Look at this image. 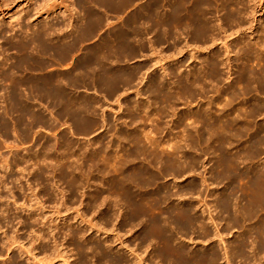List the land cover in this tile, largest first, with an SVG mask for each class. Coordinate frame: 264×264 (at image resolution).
Returning a JSON list of instances; mask_svg holds the SVG:
<instances>
[{
	"label": "rangeland",
	"instance_id": "374dc122",
	"mask_svg": "<svg viewBox=\"0 0 264 264\" xmlns=\"http://www.w3.org/2000/svg\"><path fill=\"white\" fill-rule=\"evenodd\" d=\"M174 1L0 0V264H120L124 256L158 264L139 244L142 233L129 226L132 191L151 201L161 187L172 195H163L167 199L205 202L199 213L218 218L222 247L242 232L217 206L223 199L253 214L247 225L257 222L255 188L264 171V0H241L244 16L236 15L243 24L220 10L227 1H215L223 6L214 3L212 15L226 13L202 27L213 37L206 34V42L187 9L197 0H185L183 20L178 11L184 0ZM40 231L41 246L50 252H41ZM190 236H177L174 246L203 243L198 234ZM102 244L110 247L109 256L101 254ZM51 252L65 254L61 259Z\"/></svg>",
	"mask_w": 264,
	"mask_h": 264
},
{
	"label": "bare ground",
	"instance_id": "6f19581e",
	"mask_svg": "<svg viewBox=\"0 0 264 264\" xmlns=\"http://www.w3.org/2000/svg\"><path fill=\"white\" fill-rule=\"evenodd\" d=\"M174 1V0H173ZM176 1V0H175ZM174 1V2H175ZM177 1H179V0H177ZM183 1V0H182ZM192 1H194V0H192ZM215 1H217V0H197V5H195V4H193V5H191V7L189 8H187V9H190L191 10V21H192V23H190V25L191 26H193V27H195L196 26V30H198V29H200L201 31H197L198 32V35H199V33H200V39H201V37H202V39H203V41H204V39H205V35L207 34V33H209V31H206L205 29L203 30V28L202 27H204V25H206L207 24V22H210L211 23V21L210 20H212V18H214V22L216 21L215 20V18L224 10V11H227V13L229 14V13H231L232 12V15L231 16H233L234 15V18H233V20L234 21H236V22H238V23H240V24H243L242 23V21H241V19H243L244 17H242V18H240L239 16H237L238 14H239V12H240V14L241 15H243L244 16V14H242L241 12V10L244 8V7H246V6H240V5H242V2H241V0H225V2H226V4H229V7H225L224 6V8H222V9H220V10H222L221 12H219L220 10L218 9V11L217 12H219V14H217V16H216V14H214L215 15V17H214V15H212V13H214V9H215V7H214V3H216ZM222 1V0H221ZM224 1V0H223ZM222 1V2H223ZM188 2V1H187ZM218 2V1H217ZM225 2H224V5H225ZM181 3V2H180ZM192 3V2H191ZM179 4V3H178ZM183 4H184V7H183V5H182V7H183V9L185 8V4H186V2H185V0L183 1ZM188 4L189 3H187L186 5L188 6ZM219 4V3H218ZM220 4H221V2H220ZM181 5V4H180ZM172 6V5H171ZM175 6V5H174ZM216 6H217V3H216ZM219 6V5H218ZM217 6V7H218ZM221 6H223V4H221L220 5V7ZM240 6V7H239ZM173 7V6H172ZM182 7H175V8H178V9H176V11L177 10H179V9H181ZM220 7H218V8H220ZM242 7V8H241ZM248 7V6H247ZM234 8V9H233ZM174 9V8H173ZM186 8L184 9V10H182V12H180V10L178 11V14H180V17L182 18H180L181 20H183L184 18H183V16H185V14H187L188 12V10H187ZM217 9V8H216ZM228 9V10H227ZM241 9V10H240ZM172 10V9H171ZM189 10V11H190ZM246 10H247V8H246ZM213 11V12H212ZM215 11V12H216ZM228 11H230V12H228ZM119 12V11H118ZM173 12H174V10H173ZM212 12V13H211ZM260 12V11H259ZM211 13V17L209 16V14ZM224 13V12H223ZM223 13H221V14H223ZM226 13V12H225ZM224 13V14H225ZM236 13H238L237 15H236ZM173 14V13H172ZM178 14H176V12H175V17L177 16L178 17ZM181 14H182V16H181ZM184 14V15H183ZM239 14V15H240ZM255 14V13H254ZM167 15H168V12H167ZM188 15V14H187ZM186 15V16H187ZM237 16V19H238V17H239V19H240V22L239 21H237L236 20V16ZM81 16V15H80ZM173 16V18L176 20V18ZM189 16V17H190ZM209 16V17H208ZM213 16V17H212ZM225 16V15H224ZM135 17V16H134ZM168 17V16H167ZM172 17V16H171ZM188 17V16H187ZM221 17V16H220ZM170 18V17H169ZM178 18V19H179ZM219 18V17H218ZM228 19L229 21L228 22H230V18H228L227 16L225 17V19ZM132 19H133V17H132ZM140 19V18H139ZM177 19V20H178ZM179 19V20H180ZM188 19V22H191V21H189V19L190 18H187ZM220 19V18H219ZM225 19H222L221 21H223V20H225ZM226 19V20H227ZM163 20H164V18H163ZM169 20V19H168ZM186 20V19H185ZM247 20V19H246ZM137 21V20H136ZM213 21H212V23H211V26H212V24H213ZM233 21V23H235ZM162 22H165L164 24L165 25H163L164 27L166 26V20L165 21H162ZM171 22H174V21H171ZM170 22V23H171ZM182 22V21H181ZM184 22L185 21H183V24H184ZM186 22H187V20H186ZM185 22V23H186ZM226 22V21H225ZM228 22H227V24H228ZM243 22H245V21H243ZM175 23H177L176 21H175ZM217 23V22H216ZM219 24H220V22H218ZM172 24V23H171ZM177 24H179L180 25V21H179V23H177ZM189 24V23H188ZM225 24V23H224ZM237 24V23H236ZM239 24V25H240ZM252 24V23H251ZM251 24H250V26H251ZM254 24V23H253ZM168 25V24H167ZM187 25V24H186ZM208 25H210V24H208ZM207 25V26H208ZM216 24L214 23V26H215ZM239 25H237V26H239ZM94 26V25H93ZM181 26V25H180ZM190 26V27H191ZM199 26V28H197ZM211 26L209 27L208 26V28H207V30L209 29V28H211ZM213 26V27H214ZM224 26V25H223ZM225 26H227V25H225ZM224 26V27H225ZM232 26V25H231ZM231 26H230V24H229V27L231 28ZM236 26V27H237ZM164 27H162V29H163V35H165L166 34V32L168 33V30H166V32H165V28ZM168 27V26H167ZM172 27V26H171ZM176 27V26H175ZM177 27H179V26H177ZM188 28H189V26H187ZM212 27V28H213ZM215 27H217V29H218V26H215ZM221 27V26H220ZM228 27V26H227ZM234 27V26H233ZM244 27V26H243ZM192 28V27H191ZM205 28V27H204ZM239 28V27H238ZM176 29V28H175ZM174 29V30H175ZM184 29H186V26H185V28ZM190 29V28H189ZM194 29V28H193ZM194 29V30H195ZM214 30H216V32H218L219 33V30L217 31V29H215V28H213ZM227 29V28H226ZM229 29V28H228ZM250 29V28H249ZM182 30V29H181ZM223 31H224V29H222ZM234 30H235V28H234ZM237 30V29H236ZM240 30V29H239ZM238 30V31H239ZM244 30V29H243ZM64 31V30H63ZM183 31V30H182ZM192 31V30H191ZM190 31V32H191ZM210 31H211V29H210ZM90 32H93V31H90ZM164 32H165V34H164ZM170 32V31H169ZM197 32H196V34H197ZM211 32H213V31H211ZM263 32H264V28H263ZM218 33H217V35H218ZM222 33V32H221ZM236 33V32H235ZM244 33V32H243ZM169 34V33H168ZM214 34H215V32H214ZM225 34V33H224ZM245 34V33H244ZM260 34H262V33H260ZM53 35V34H52ZM91 35H93V34H91ZM167 35V34H166ZM170 35V34H169ZM168 35V36H169ZM194 34H192L191 36H193ZM208 35H210L211 36V34H207V36ZM212 35H213V33H212ZM217 35H216V37H217ZM223 35V34H222ZM237 35V34H236ZM206 36V37H207ZM209 36V38H211ZM164 37H166V36H164ZM170 37H171V35H170ZM188 37V36H187ZM194 37H195V35L193 36V39H194ZM197 38H199V36H196ZM209 38H207V40L209 39ZM213 38V37H212ZM260 38V37H259ZM174 39V38H173ZM200 39H197V40H199L200 41ZM217 39V38H216ZM218 39H219V37H218ZM222 39V38H221ZM224 39V38H223ZM227 39H228V37H227ZM229 39H230V35H229ZM262 39V38H261ZM264 39V38H263ZM262 39V40H263ZM165 40V39H164ZM192 40V39H191ZM196 40V39H195ZM261 40V41H262ZM203 41H201V42H203ZM222 41V40H221ZM224 41H225V39H224ZM230 41V40H229ZM200 42V43H201ZM204 42H206V41H204ZM210 42H212V41H210ZM214 42H216L217 43V41H214ZM177 43V42H176ZM194 43V42H193ZM196 43V42H195ZM194 43V44H195ZM222 43V42H221ZM230 43V42H229ZM258 43H260V42H258ZM197 44H198V42H197ZM204 44V43H203ZM202 44V45H203ZM215 44V43H214ZM248 44V43H247ZM205 45V44H204ZM207 45V44H206ZM205 45V46H206ZM212 45V44H211ZM238 45V44H237ZM249 45H250V43H249ZM256 46H259V45H257V44H255ZM261 45L263 46V44H262V42H261ZM173 46H175V45H173ZM178 46V45H177ZM194 46V45H193ZM197 46V45H196ZM215 46V45H214ZM225 46V45H224ZM239 46V45H238ZM255 46V47H256ZM211 47V46H210ZM213 47V46H212ZM248 47V46H247ZM51 48V47H50ZM71 48V47H70ZM176 48V47H175ZM227 48V47H226ZM262 48V47H261ZM65 49V48H64ZM75 49H76V47H75ZM197 49V48H196ZM246 49V48H245ZM249 49V48H248ZM252 49V48H251ZM258 49V51H259V48H257ZM66 50V49H65ZM64 50V51H65ZM68 50V49H67ZM72 50H73V48H72ZM168 50V49H167ZM225 50V49H224ZM230 50V49H229ZM232 50V49H231ZM234 50H235V48H234ZM242 50V49H241ZM64 51L62 50L61 51V53L62 54H65L66 52H68V51H66L65 53H64ZM164 51H165V49H164ZM193 51V50H192ZM244 51V50H243ZM246 51V50H245ZM253 51H254V46H253ZM261 51V50H260ZM181 52V51H180ZM195 52V51H194ZM212 52V51H211ZM210 52V53H211ZM229 52V51H228ZM72 53V52H71ZM213 53V52H212ZM217 53H219V52H217ZM245 53V52H244ZM264 53V52H263ZM197 53H195V55H196ZM213 54H215V51H214V53ZM66 55V54H65ZM64 55V56H65ZM217 55V54H216ZM230 55V54H229ZM247 55H248V53H247ZM215 56V55H214ZM213 56V57H214ZM220 56L221 55H219V58H220ZM62 57V56H61ZM193 57V56H192ZM212 57V56H211ZM216 57V56H215ZM230 57V56H229ZM228 56H227V58H229ZM241 57V56H240ZM239 57V58H240ZM65 58H66V56H65ZM216 58H218V56L216 57ZM216 58H212L213 60H215ZM218 58V59H219ZM238 58V59H239ZM211 59V58H210ZM197 60V59H196ZM217 60V59H216ZM209 61V60H208ZM220 60H217V61H215V63L216 62H218L217 64H219L220 62H219ZM222 61V60H221ZM250 61V60H249ZM211 62V61H210ZM74 64V63H73ZM211 64V63H210ZM221 64V63H220ZM226 64V63H225ZM224 64V65H225ZM228 64V63H227ZM51 65V64H50ZM67 65V64H66ZM209 65V64H208ZM211 65H213V62H212V64ZM216 65V64H215ZM214 65V66H215ZM222 65H223V63H222ZM223 65V66H224ZM229 65V64H228ZM166 66V65H165ZM207 66V65H206ZM209 67H210V65H209ZM211 68H213V67H211ZM217 68H218V66H217ZM220 69V68H219ZM204 70H206V68H204ZM213 70H215V69H213ZM217 70V69H216ZM201 71V70H200ZM199 71V72H200ZM203 71V70H202ZM201 71V72H202ZM205 72V71H204ZM207 72V71H206ZM218 72V71H217ZM245 72H247V71H245ZM196 73V72H195ZM198 73V72H197ZM214 73V72H213ZM216 73V72H215ZM200 74V73H199ZM202 74H203V72H202ZM207 74V73H206ZM219 73H217V75H218ZM257 74V73H256ZM184 75V74H183ZM193 75H196V74H193ZM257 76V75H256ZM206 77H207V75H206ZM263 77V76H262ZM188 78V77H187ZM186 78V79H187ZM195 78V77H194ZM250 78V77H249ZM249 78H247L248 80H249ZM189 79V78H188ZM193 79V78H192ZM252 79V78H251ZM261 79V78H260ZM213 80H215V79H213ZM205 81H207V80H205ZM236 81H237V79H236ZM255 81V80H254ZM186 82V81H185ZM191 82V81H190ZM214 82V81H213ZM251 82V81H250ZM263 82V81H262ZM195 84V83H194ZM257 84V83H256ZM158 85H159V83H158ZM158 85H156L157 86V89H158ZM212 85V84H211ZM238 85V84H237ZM108 86V85H107ZM115 86V85H114ZM233 86V85H232ZM261 86V85H260ZM112 86H110V88H111ZM160 87H162V85L160 86ZM191 87V86H190ZM229 87V86H228ZM115 88V87H114ZM163 88H165L164 86H163ZM203 88V87H202ZM239 88V87H238ZM164 90V89H163ZM186 90V89H185ZM258 90V89H257ZM115 91V90H114ZM118 91V90H117ZM194 91V90H193ZM200 91V90H199ZM163 93H164V91H162ZM223 92V91H222ZM155 93V92H154ZM162 93V94H163ZM112 94V93H111ZM160 94H161V92H160ZM161 94V95H162ZM235 94V93H234ZM29 95V94H28ZM160 95V96H161ZM178 95V94H177ZM191 95V94H190ZM157 96H159V94H157ZM180 96V95H179ZM195 96H196V93H195ZM155 97V96H154ZM234 97V96H233ZM156 98V97H155ZM154 98V99H155ZM169 98V97H168ZM167 98V99H168ZM181 98V97H180ZM192 98V97H191ZM194 98V97H193ZM77 99V98H76ZM233 99H235V98H233ZM153 100V99H152ZM170 100V99H169ZM191 100V99H190ZM229 100V99H228ZM238 100V99H237ZM172 101V100H171ZM185 101V100H184ZM221 102V101H220ZM24 103V102H23ZM26 103V102H25ZM264 105V104H263ZM150 106V105H149ZM227 106V105H226ZM170 109V108H169ZM152 112V111H151ZM249 114V113H248ZM95 115V114H94ZM153 115V114H152ZM92 124V123H91ZM225 127V126H224ZM93 129H95V128H93ZM90 130V129H89ZM260 130V129H259ZM87 131V130H86ZM219 131V130H218ZM263 132V131H262ZM208 134V133H207ZM196 136H198V135H196ZM264 136V135H263ZM123 137V136H122ZM257 141V140H256ZM261 142V141H260ZM129 143V142H128ZM256 143V142H255ZM224 145V144H223ZM263 147V146H262ZM221 148V147H220ZM260 150V149H259ZM261 151V150H260ZM256 152L257 151H255V153L254 154H256ZM258 154V153H257ZM105 158V157H104ZM256 158V157H255ZM109 160V159H108ZM247 160V159H246ZM262 161V160H261ZM260 161V162H261ZM224 164V163H223ZM230 164H231V162H230ZM262 165V164H261ZM127 166V165H126ZM184 166V165H183ZM109 167V166H108ZM261 167V166H260ZM246 168V167H245ZM178 171V170H177ZM141 172V171H140ZM228 172V171H227ZM182 173V172H181ZM257 173V172H256ZM227 174V173H226ZM230 174V173H229ZM228 174V175H229ZM73 175V174H72ZM151 175V174H150ZM218 175V174H217ZM245 175V174H244ZM142 177V176H141ZM225 177V176H224ZM239 178H241V177H239ZM153 180H154V178H153ZM129 183V182H128ZM135 183V182H134ZM156 184V183H155ZM253 184V183H252ZM143 185V184H142ZM105 186V185H104ZM130 186V185H129ZM150 186V185H149ZM126 188V187H125ZM134 188V187H133ZM143 188V187H142ZM238 188V187H237ZM242 188V187H241ZM129 189V188H128ZM192 189V188H191ZM197 189V188H196ZM58 190V189H57ZM134 190V189H133ZM138 190V189H137ZM205 190V189H204ZM119 191V190H118ZM131 191H132V189H131ZM165 191V190H164ZM186 191V190H185ZM154 192V194H153V196H151V194L149 193H147V195H150L151 197V199H152V197H158V199H156V198H154V199H152L151 201H148V200H145V199H142V198H140V196L139 195H141V194H138V193H135L134 191H132L131 193H132V197H131V201H132V203L130 204V205H132L133 204V208H132V206H131V208L132 209H134L135 210V212L133 213L134 214V216L132 215V217L129 219V221L130 222H128L129 223V226H131L132 227V229H133V227H134V229L136 228H138L137 230L138 231H140L142 234L140 235V234H137V235H139L138 237V240L140 241H138L139 242V244L141 245V247L143 246H145V245H143V244H146L147 246H148V248H150L151 249V252H150V254L151 253H153L154 254V257H151L152 258V261H153V258H155V259H157L158 260V264H234V260L236 261V259H240V262L241 261H243L242 263H244V264H248L249 262L251 263V261H255V262H257L259 259L261 260V258H263L264 259V171L263 170H261L260 172H259V176H258V181H257V187L255 188V192L257 193V204H256V206H255V208H253V210L255 211H257V213H259V215H258V217H256L257 218V222L256 223H254V224H250V225H247V223L250 221V220H252L253 218V214L250 212V213H248V215L246 216V213H242L241 211H243V210H241V211H239L240 209H239V203H234V202H232L231 200H229V199H223L221 202H219L218 204H217V206H219L220 208H222L226 213H227V220H228V222H229V224H231V225H239V226H241L242 227V232H241V234L239 235V237L237 238V242H230L229 244L228 243H224L225 245H224V247H222V246H219V244L218 243H223V237L220 235V233H219V230H218V228H217V222L216 221H214L215 219H218V218H216V217H214V220L212 219V217H209L208 219L206 218V217H204L203 215H201L200 213H199V210L201 209V208H204L205 207V209H206V207H208V204H206L205 202H198V205H196V204H194V202L192 203V202H185V200H184V202L183 201H178V202H176V201H174V200H172V199H167V198H165L163 195H165V194H167V193H164L163 192V189L160 187V188H158L157 190H155V191H153ZM198 192V191H197ZM231 192V191H230ZM99 193V192H98ZM129 193V192H128ZM140 193V192H139ZM175 193V192H174ZM116 194V193H115ZM144 194H146V193H144ZM178 194V193H177ZM176 194V195H177ZM184 194V193H183ZM222 194V193H221ZM248 194V193H247ZM133 195H135V196H133ZM168 195V197L170 196H172V195H170V194H167ZM256 195V194H255ZM143 196V195H142ZM141 196V197H142ZM166 196V195H165ZM146 197H148V196H146ZM167 197V196H166ZM177 197V196H176ZM34 198V197H33ZM144 198V197H143ZM149 198V197H148ZM149 198V199H150ZM178 198V197H177ZM176 198V199H177ZM253 198V197H252ZM156 199V200H155ZM128 201V200H127ZM187 201V200H186ZM220 201V200H219ZM122 202V201H121ZM125 203V202H124ZM216 203V202H215ZM213 205V204H212ZM126 206V205H125ZM239 206V207H238ZM218 207V208H219ZM128 208V207H127ZM210 208H212L211 206H210ZM217 208V209H218ZM207 209H209V208H207ZM235 209V211H234V213H235V215H236V212L238 213L239 212V218H237V217H235V215H233V214H231L230 213V211L231 210H234ZM10 210V209H9ZM32 210H34V212H36V213H34L36 216H34V217H37V218H35L34 219V223L35 222H37L38 221V219L40 218V216L41 215H39L38 214V209H32ZM120 210V209H119ZM131 210V209H130ZM130 210H128V211H130ZM202 211H203V209H201ZM193 211H196L195 213H193ZM250 211H252V210H250ZM67 212V211H66ZM131 214H132V212H131ZM208 216H209V214H208ZM120 217V216H119ZM255 217V216H254ZM220 219H221V217H220ZM221 220H223V217H222V219ZM39 222V221H38ZM122 223V222H121ZM38 224V223H37ZM249 224V223H248ZM66 225V224H65ZM35 226V225H34ZM57 226H59V224L57 225ZM33 227V226H32ZM37 227V226H36ZM76 227V226H75ZM240 227V228H241ZM34 228V227H33ZM133 229V230H134ZM43 230V229H42ZM49 230V229H48ZM68 230V229H67ZM103 230V229H102ZM133 230H132V232H133ZM34 231H37V230H35L34 229ZM39 231V230H38ZM44 231V230H43ZM42 231V232H43ZM135 231V230H134ZM143 231V232H142ZM131 232V233H132ZM36 233V232H35ZM39 233V232H38ZM38 233H36V235L38 234ZM110 233V232H109ZM129 233V232H128ZM139 233V232H138ZM34 234V233H33ZM41 231H40V233H39V235L38 236H40L39 237V239H38V236H36V239H34L33 240V247L35 246V242H38V241H36L37 239L40 241V242H38V244H40L39 246L42 248L43 247V249H44V251H43V249H42V251L41 252H45V250H49V249H51V247L49 246V245H47L46 244V242H45V246H41V244L44 242L43 240H44V236H42L41 237ZM45 234V233H44ZM52 234V233H51ZM133 234V233H132ZM197 235L198 234V237H200L201 238V241H203V243L201 242H197V243H200V244H198V245H194L195 247H193V245L191 244V246H186L185 247V245H183V247H180V246H174V245H176L177 243H175V242H177L175 239H177L176 237L178 236H184V237H189L190 235V237H192V235ZM46 235V234H45ZM51 236V235H50ZM54 236V235H53ZM53 236H51V238L53 237ZM136 236V235H135ZM132 237V239H137V237ZM15 237V236H14ZM46 237V236H45ZM131 238V237H130ZM193 238V237H192ZM47 239V242H48V237L46 238ZM53 239H56V238H52V240ZM122 239V238H121ZM238 239H240V240H238ZM49 240H51V239H49ZM63 240V239H62ZM86 240V239H85ZM107 240V239H106ZM109 240V239H108ZM193 240V239H192ZM191 240V238L189 239V241H192ZM204 240H206L205 241V243H204ZM35 241V242H34ZM41 241H43L42 243H41ZM55 241V240H54ZM184 241V240H183ZM50 242H52V241H50ZM57 242V241H56ZM106 242V241H105ZM53 243V242H52ZM100 243H101V241H100ZM100 243L98 244L99 245V247H101V245H100ZM110 243V242H109ZM175 243V244H174ZM193 243V242H192ZM44 244V243H43ZM54 244V243H53ZM52 244V245H53ZM56 244V243H55ZM58 244V243H57ZM59 244H60V242H59ZM59 244L58 245H56L55 247L57 248V246H59ZM92 244V243H91ZM105 244V243H104ZM111 244V243H110ZM125 244V243H124ZM139 244H137L138 246H139ZM195 244H196V242H195ZM51 245V246H52ZM180 245H181V242H180ZM181 245V246H182ZM96 246V248L98 247L97 245H95ZM102 246L103 247H105V248H102V251H101V254H105L106 256H109V254H110V247L107 245V246H104L103 244H102ZM111 246V245H110ZM54 246H53V248L55 249V251H59V250H57V249H59V248H55ZM61 247V246H60ZM63 247V246H62ZM87 247V246H86ZM98 247V248H99ZM129 247V246H128ZM140 247V248H141ZM142 247V248H143ZM179 247V248H178ZM12 248V247H11ZM36 248V247H35ZM90 248V247H89ZM92 248V247H91ZM90 248V249H91ZM94 248V247H93ZM94 249V251L96 250H98V249ZM111 248H112V246H111ZM140 248H139V250H140ZM83 249V248H82ZM89 250V251H86V250ZM90 249H87V248H84V252L86 253V252H90ZM101 249V248H100ZM99 249V250H100ZM134 249V248H133ZM145 249H147V247L145 248ZM30 250V249H29ZM32 250H35V249H31V251ZM53 250V249H52ZM92 250V249H91ZM149 249H147V251H148ZM40 251V250H39ZM54 251V252H55ZM60 251H61V249H60ZM64 251V250H63ZM93 251V250H92ZM95 251V252H96ZM120 251V250H119ZM135 251V250H134ZM27 252H28V254H32L31 252H29L28 250H27ZM49 252H50V250H49ZM109 252V253H108ZM112 252V251H111ZM142 252V251H141ZM46 253V252H45ZM52 253V252H51ZM61 253V255H63V254H65V252H60ZM60 253H58L57 252V254H59V257H58V255L56 256V257H58V258H61L62 259V256L60 255ZM85 253H83V255H85ZM92 253V252H91ZM100 253V252H99ZM108 253V254H107ZM149 253V252H148ZM53 254V253H52ZM55 254H53V255H55ZM133 254H134V252H133ZM138 254V253H137ZM145 254V253H144ZM46 255V254H45ZM87 255H89V254H87ZM149 255V254H148ZM148 255H146L147 257H148ZM41 256V255H40ZM48 255H46V257H47ZM86 256V255H85ZM100 256V255H99ZM122 256V255H121ZM121 256H119L118 258L120 259L121 258ZM48 257H51V255L50 256H48ZM261 257V258H260ZM84 258V257H83ZM101 258H104L103 256L101 257ZM106 258V260H107V257H105ZM46 259V258H45ZM44 259V260H45ZM48 259V258H47ZM50 259V258H49ZM87 259V258H86ZM108 259H110V260H107V261H111V259L112 258H108ZM114 259V258H113ZM137 259V260H136ZM139 258H137V257H135V262L133 261V260H130L129 258L127 259V256H126V258H125V256L124 257H122L121 259H120V262L118 261V263H120V264H145L144 263V261H143V259H140V260H138ZM148 259V258H147ZM147 259H146V261H147ZM154 259V260H155ZM69 259H67L65 262L66 263H68L69 261H68ZM50 262H51V260H49ZM53 261V260H52ZM82 261V260H81ZM150 262H152L151 260H149ZM156 261V260H155ZM249 261V262H248ZM43 264L46 262H48V261H46L45 260V262L42 260L41 261ZM99 262V261H98ZM223 262V263H222ZM248 262V263H247ZM115 263H117L116 262V260H115ZM152 263H155V262H152ZM48 264V263H47ZM89 264V263H88ZM263 264V263H262Z\"/></svg>",
	"mask_w": 264,
	"mask_h": 264
}]
</instances>
